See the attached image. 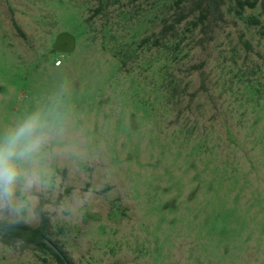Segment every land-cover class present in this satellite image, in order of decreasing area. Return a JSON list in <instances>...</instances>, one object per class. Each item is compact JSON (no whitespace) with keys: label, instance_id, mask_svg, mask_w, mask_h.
Instances as JSON below:
<instances>
[{"label":"rangeland","instance_id":"obj_1","mask_svg":"<svg viewBox=\"0 0 264 264\" xmlns=\"http://www.w3.org/2000/svg\"><path fill=\"white\" fill-rule=\"evenodd\" d=\"M198 1L0 0V130L66 112L26 224L44 202L72 264H264L263 0ZM0 264L59 263L0 242Z\"/></svg>","mask_w":264,"mask_h":264},{"label":"clouds","instance_id":"obj_2","mask_svg":"<svg viewBox=\"0 0 264 264\" xmlns=\"http://www.w3.org/2000/svg\"><path fill=\"white\" fill-rule=\"evenodd\" d=\"M66 119L53 101L0 130V217L8 226L24 227L34 217L39 193L51 185L53 145L63 137Z\"/></svg>","mask_w":264,"mask_h":264},{"label":"trees","instance_id":"obj_3","mask_svg":"<svg viewBox=\"0 0 264 264\" xmlns=\"http://www.w3.org/2000/svg\"><path fill=\"white\" fill-rule=\"evenodd\" d=\"M221 0H199L198 6H200L203 10L206 11L207 14H213L217 10H219ZM260 0H235L236 2V13L238 16H242L246 8L254 9L258 5ZM264 6V0H263ZM97 10V12H99ZM205 14L202 16V21L207 19L208 15ZM181 20H179L180 22ZM16 28L20 32V34L25 37L26 35L23 33L22 29L15 23ZM45 203L41 202L37 213L40 217V224L38 226H31L25 224L24 227L19 226H8L5 223V220L0 219V228H3L0 231V242L8 245L15 246L16 244H20L23 249H28L30 247H36L41 251L50 253L59 264H66L64 260L49 247L48 244L45 243V240H50L65 256L68 264H72L71 259L66 255L63 251L62 247L50 237L51 235V221L48 216V213L43 210ZM19 237V239H17Z\"/></svg>","mask_w":264,"mask_h":264},{"label":"water","instance_id":"obj_4","mask_svg":"<svg viewBox=\"0 0 264 264\" xmlns=\"http://www.w3.org/2000/svg\"><path fill=\"white\" fill-rule=\"evenodd\" d=\"M74 39L69 34H62L56 43L55 49L63 51V52H71L74 49ZM45 243L49 245L51 249H53L66 264H68L65 256L62 254L60 249H58L50 240L46 239Z\"/></svg>","mask_w":264,"mask_h":264},{"label":"built area","instance_id":"obj_5","mask_svg":"<svg viewBox=\"0 0 264 264\" xmlns=\"http://www.w3.org/2000/svg\"><path fill=\"white\" fill-rule=\"evenodd\" d=\"M60 64H61V62L59 61L57 65H60Z\"/></svg>","mask_w":264,"mask_h":264}]
</instances>
